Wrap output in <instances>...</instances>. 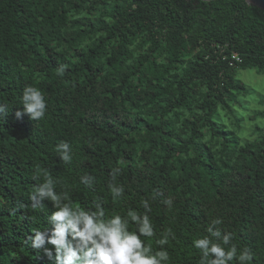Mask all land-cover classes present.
Returning a JSON list of instances; mask_svg holds the SVG:
<instances>
[{
    "label": "trees",
    "instance_id": "obj_1",
    "mask_svg": "<svg viewBox=\"0 0 264 264\" xmlns=\"http://www.w3.org/2000/svg\"><path fill=\"white\" fill-rule=\"evenodd\" d=\"M250 69L264 75V12L245 0H0V264H52L26 242L54 211L32 206L36 165L108 216L149 199L157 238L175 233L168 264H198L192 240L214 218L264 264V127L242 141L236 106L248 93L236 73ZM28 85L46 96L42 120L17 118Z\"/></svg>",
    "mask_w": 264,
    "mask_h": 264
},
{
    "label": "clouds",
    "instance_id": "obj_2",
    "mask_svg": "<svg viewBox=\"0 0 264 264\" xmlns=\"http://www.w3.org/2000/svg\"><path fill=\"white\" fill-rule=\"evenodd\" d=\"M65 69L60 68L63 73ZM21 102L23 112H17V118L27 114L32 121L42 120L48 109L44 92L28 85L23 89ZM0 111H3L0 108ZM61 161L72 163L71 145L61 141L55 148ZM121 169L111 170V180L107 189L115 201L123 197L125 188L115 183ZM34 179L41 181L33 186L31 199L33 208L43 207L45 200L50 201L54 211L47 216L50 228L41 231L33 229L27 243L37 252L43 250L52 264H168L170 255L165 247L169 240L175 239L171 228L165 229L157 238V232L150 217L152 206L149 199H142L139 208L128 207L125 215L113 213L106 215L99 201H94V210L75 204L67 191H57V180L51 173L39 165L35 166ZM95 177L85 174L80 183L91 188ZM156 193L151 199H156ZM168 208L173 200L163 201ZM224 221L214 218L207 227V235L192 240V246L198 250V264H250L254 256L248 248H238L231 232L222 233L218 226ZM155 240L154 250L149 240ZM53 249L55 255H53Z\"/></svg>",
    "mask_w": 264,
    "mask_h": 264
},
{
    "label": "rangeland",
    "instance_id": "obj_3",
    "mask_svg": "<svg viewBox=\"0 0 264 264\" xmlns=\"http://www.w3.org/2000/svg\"><path fill=\"white\" fill-rule=\"evenodd\" d=\"M236 80L248 90L244 97L238 98L240 105L236 104L242 107L239 111V118L242 120L240 137L242 141H251L256 138L254 132L257 127H264L263 119H254L256 114L264 111V105L261 103L264 99V75L253 69L240 70L236 73Z\"/></svg>",
    "mask_w": 264,
    "mask_h": 264
},
{
    "label": "water",
    "instance_id": "obj_4",
    "mask_svg": "<svg viewBox=\"0 0 264 264\" xmlns=\"http://www.w3.org/2000/svg\"><path fill=\"white\" fill-rule=\"evenodd\" d=\"M201 1H204V2H211V1H214V0H201ZM247 2V4L253 6V7H256L258 9H260L261 11L264 12V0H245Z\"/></svg>",
    "mask_w": 264,
    "mask_h": 264
},
{
    "label": "built area",
    "instance_id": "obj_5",
    "mask_svg": "<svg viewBox=\"0 0 264 264\" xmlns=\"http://www.w3.org/2000/svg\"><path fill=\"white\" fill-rule=\"evenodd\" d=\"M234 60H236L237 62H241L240 59L233 57Z\"/></svg>",
    "mask_w": 264,
    "mask_h": 264
}]
</instances>
